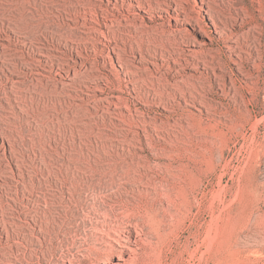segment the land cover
<instances>
[{
    "label": "rangeland",
    "instance_id": "rangeland-1",
    "mask_svg": "<svg viewBox=\"0 0 264 264\" xmlns=\"http://www.w3.org/2000/svg\"><path fill=\"white\" fill-rule=\"evenodd\" d=\"M62 1L0 0V264H264V0Z\"/></svg>",
    "mask_w": 264,
    "mask_h": 264
},
{
    "label": "bare ground",
    "instance_id": "bare-ground-1",
    "mask_svg": "<svg viewBox=\"0 0 264 264\" xmlns=\"http://www.w3.org/2000/svg\"><path fill=\"white\" fill-rule=\"evenodd\" d=\"M175 3L176 1L175 0H170V3ZM107 5H110V1L107 0ZM17 6V1H14L13 4H12V8H11V12L14 11V9L16 8ZM38 9V11H41L43 8L42 6L40 5V3H37L35 5ZM84 8V9H88L90 11L89 14H91L92 16L94 17H91V20H97L99 19L100 17H103V19L107 20V17L109 16V12L108 10H102V15H99L98 12L96 11L97 7L93 4V3H90L89 1L87 0H63L62 3H61V8L65 9L66 10V14L68 16H70L75 25L74 27H72L71 29H68L69 30V33L70 35L74 38V39H77L78 41H83V37H82V34L83 32H80L79 31V28L81 27V23L80 21L82 20L83 21V24L82 26L85 27L87 23L86 21V16H87V13H83L79 10V8ZM99 7V6H98ZM139 7H141V3H139ZM22 9H24V7L22 6ZM98 10V9H97ZM1 16H4V9H2V12H1ZM92 29V28H91ZM62 30L61 27H59L57 25V30H56V34L60 37H63V33H62ZM158 31V30H157ZM55 43L56 44H59V41L58 40H55ZM260 57H261V54H260ZM261 60V59H260ZM258 61V60H257ZM49 91L51 92L50 90V87H49ZM142 96V98H145V102H147V100L151 97V95L149 94H146V93H142V94H136V97L138 98V96ZM192 104H195L198 102L197 98L196 97H193L192 100L190 101ZM158 105H166V101L161 99V98H158ZM259 125V124H258ZM257 125V126H258ZM256 126V127H257ZM1 136V135H0ZM6 171L0 169V182H2V184H0V189H4V187H7L6 186V178H8L5 173ZM140 178L141 177H144L145 175L142 173V174H139ZM146 177V176H145ZM140 184V183H139ZM9 188V187H8ZM4 193V192H3ZM1 194V193H0ZM4 195V194H3ZM145 194H143V192L141 193V196L144 197ZM134 201L133 203L134 204H139V203H142L143 202V199L140 197V196H134L133 197ZM153 201H157L155 198L153 199ZM1 203V202H0ZM136 206V205H135ZM3 204L0 205V210L3 209ZM5 208V207H4ZM2 211V210H1ZM12 211V210H11ZM10 211V212H11ZM135 211V210H134ZM2 213V212H1ZM5 214V213H4ZM3 217V216H2ZM138 224V223H136ZM137 226V225H136ZM139 226V225H138ZM137 228V227H136ZM126 233H130V230H126L125 231Z\"/></svg>",
    "mask_w": 264,
    "mask_h": 264
}]
</instances>
